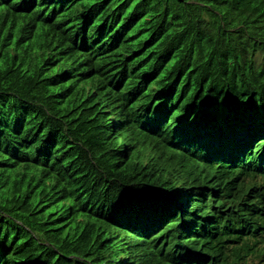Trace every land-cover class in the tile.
<instances>
[{
	"label": "trees",
	"instance_id": "obj_1",
	"mask_svg": "<svg viewBox=\"0 0 264 264\" xmlns=\"http://www.w3.org/2000/svg\"><path fill=\"white\" fill-rule=\"evenodd\" d=\"M263 147L264 0H0V264H247Z\"/></svg>",
	"mask_w": 264,
	"mask_h": 264
},
{
	"label": "clouds",
	"instance_id": "obj_2",
	"mask_svg": "<svg viewBox=\"0 0 264 264\" xmlns=\"http://www.w3.org/2000/svg\"><path fill=\"white\" fill-rule=\"evenodd\" d=\"M261 150V148H259ZM264 152V147L261 150ZM264 170V156L261 154ZM232 200H223V206L226 212L223 213V217H232L237 214L235 207L232 204ZM243 206V205H242ZM252 211L257 210V214L253 217H249L253 227L249 230L251 238L256 242L250 250V257L247 264H264V183L260 181L255 189V193L251 200ZM244 208V207H243ZM245 209V208H244ZM248 214V212H245Z\"/></svg>",
	"mask_w": 264,
	"mask_h": 264
}]
</instances>
